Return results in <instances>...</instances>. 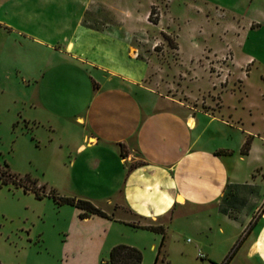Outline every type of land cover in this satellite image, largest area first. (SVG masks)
<instances>
[{
    "label": "crops",
    "instance_id": "obj_1",
    "mask_svg": "<svg viewBox=\"0 0 264 264\" xmlns=\"http://www.w3.org/2000/svg\"><path fill=\"white\" fill-rule=\"evenodd\" d=\"M230 1L227 8L231 18L216 20L215 25L205 10L207 1L189 4L195 16L211 29L205 32L200 26L194 32L176 34L181 56L186 54L181 41L189 40L192 48L187 62L197 91L206 80L196 58L205 49L226 50L230 56V68L239 81L236 89L220 93L216 110L164 94L160 85L146 83L148 68L124 60L127 55L132 58L133 47L126 31L134 24L132 13L131 20L125 19L122 35L116 29L91 26L84 17L77 19L73 38L58 52L88 78H84L79 92H66L65 97L59 93L65 89L63 83L56 80L57 101L41 80L61 62L53 63L51 58L44 66L32 62L27 68L20 65L13 46L8 51L0 49L4 58L35 79L38 105L63 114L81 127L80 141L69 158L72 166L90 160L99 164L107 156L116 164V180L104 188L105 206L86 196L107 216L91 214L82 219L102 223L65 230L60 264H109L114 245L140 247L142 237L150 239L149 249L154 251L156 236L162 238V234L144 226H161L165 232L171 219L193 213L215 215L228 226L239 225L242 234L247 233L243 263L264 264V94L249 77L258 57L245 51L246 41L240 44L242 37L247 40L251 35L259 44L257 36H264V0ZM241 7L244 12L236 11ZM0 24V30L8 34L20 32L10 22L0 20ZM200 36L201 44L196 41ZM45 90L47 94L41 99ZM254 92L260 93V101ZM246 141L248 148L242 152ZM121 224L127 227L121 228Z\"/></svg>",
    "mask_w": 264,
    "mask_h": 264
},
{
    "label": "rangeland",
    "instance_id": "obj_2",
    "mask_svg": "<svg viewBox=\"0 0 264 264\" xmlns=\"http://www.w3.org/2000/svg\"><path fill=\"white\" fill-rule=\"evenodd\" d=\"M201 1L0 0V20L10 22L11 27L20 30L19 36L0 30V49L8 51L13 46L18 52L20 65L27 68L32 62L37 67L44 66L51 58L53 63L61 62L41 80L57 101L56 80L63 83L66 90L59 89V93L65 97L66 92H79L84 78H88L58 52L65 41L73 38L71 33L77 19L84 17V20L91 21V26L94 23L97 28L116 29L122 35L125 19L131 20L133 14L134 24L126 30L133 47L132 58L127 55L124 60H132L133 65L141 69L148 68L146 83L160 85L164 94L198 103L206 110H216L220 105V93L236 89L239 81L230 68V56L226 50L205 49L202 56L196 58L206 80L204 85L202 80L203 86L197 91L187 62V54L192 51L189 40L181 41L182 51L186 53L181 56L183 52H179L176 39V34L194 32L200 26L205 32L211 29L189 6ZM205 1L212 25L216 20L231 18L227 6L232 1ZM236 11L244 12V7ZM257 37L259 44L258 38L251 35L247 40L242 37L240 44L243 46L246 41L245 51L255 52L258 57L251 66L249 77L264 94V36ZM202 38L200 36L196 41L201 44ZM37 74L39 78L40 67ZM36 89L37 82L29 72L0 54L1 264H60L67 238L65 230L102 221L83 220L78 208L56 201L50 193L84 199L91 196L105 206L104 188L116 180V164L112 156L104 157L99 164L92 160L87 164H70L69 158L74 156L80 141L81 127L65 119L63 114L38 105ZM46 90L40 95L41 99L47 94ZM252 95L261 100L260 93ZM69 108L73 110L72 105ZM2 177L7 181L3 182ZM120 227L127 226L121 224ZM246 234H242L239 225L228 226L215 215L193 213L171 219L161 247L158 234L154 251L149 249L150 239L145 237L141 239L142 245L136 248L142 254L141 264H153L158 249L156 264H224L230 255L232 259L227 264H244L242 259L247 244L243 239Z\"/></svg>",
    "mask_w": 264,
    "mask_h": 264
},
{
    "label": "trees",
    "instance_id": "obj_3",
    "mask_svg": "<svg viewBox=\"0 0 264 264\" xmlns=\"http://www.w3.org/2000/svg\"><path fill=\"white\" fill-rule=\"evenodd\" d=\"M248 145H249V142L246 141L243 144L242 152H246ZM2 181L5 182L7 181V179L5 177L4 178L2 177ZM50 195H52V197L58 202L67 203V204L73 205L76 208H78L80 210L79 212L80 218L88 217L91 214H96V215L103 216V217L107 216L106 213H104L100 208L93 205L89 200L82 199V198L62 197V196H58L52 193H50ZM36 196L40 197V195H37V194ZM144 228L150 229L153 231H158L162 234V238H161V242L159 246L161 247L163 243V239H164L163 228L161 226H144ZM159 252H160V249H158V252L154 259L153 264H156ZM231 256L232 255H230V257L226 260L224 264L228 263ZM141 261H142L141 251L134 246H130L126 244H116L110 249L109 257H108L109 264H141Z\"/></svg>",
    "mask_w": 264,
    "mask_h": 264
},
{
    "label": "built area",
    "instance_id": "obj_4",
    "mask_svg": "<svg viewBox=\"0 0 264 264\" xmlns=\"http://www.w3.org/2000/svg\"><path fill=\"white\" fill-rule=\"evenodd\" d=\"M228 56H229V55H228ZM199 255H200V256H202V254H201V253H200Z\"/></svg>",
    "mask_w": 264,
    "mask_h": 264
}]
</instances>
